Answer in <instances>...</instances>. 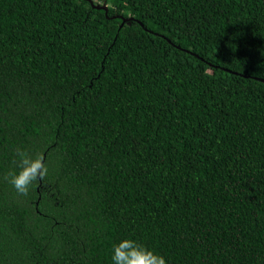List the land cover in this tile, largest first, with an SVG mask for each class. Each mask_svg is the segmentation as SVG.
<instances>
[{
  "label": "trees",
  "instance_id": "obj_1",
  "mask_svg": "<svg viewBox=\"0 0 264 264\" xmlns=\"http://www.w3.org/2000/svg\"><path fill=\"white\" fill-rule=\"evenodd\" d=\"M92 1L0 0V264H264V0Z\"/></svg>",
  "mask_w": 264,
  "mask_h": 264
},
{
  "label": "clouds",
  "instance_id": "obj_2",
  "mask_svg": "<svg viewBox=\"0 0 264 264\" xmlns=\"http://www.w3.org/2000/svg\"><path fill=\"white\" fill-rule=\"evenodd\" d=\"M15 155L18 160L13 161V169L4 179L18 195L26 197L34 183L48 175L49 169L42 154L32 156L28 151L17 149ZM112 261L113 264H167L165 257L132 239L114 245Z\"/></svg>",
  "mask_w": 264,
  "mask_h": 264
},
{
  "label": "water",
  "instance_id": "obj_3",
  "mask_svg": "<svg viewBox=\"0 0 264 264\" xmlns=\"http://www.w3.org/2000/svg\"><path fill=\"white\" fill-rule=\"evenodd\" d=\"M89 2L92 4V7L94 8V9H102V10H104L105 11V13H107L108 12V7L104 4V5H95L94 3H93V1L92 0H89ZM124 21H126L125 19H123ZM227 72H232V71H229V70H226ZM258 81H261V82H263L264 83V79H262V78H256Z\"/></svg>",
  "mask_w": 264,
  "mask_h": 264
}]
</instances>
